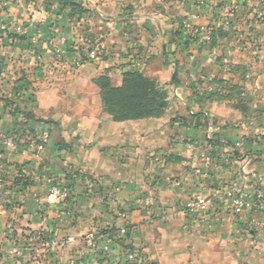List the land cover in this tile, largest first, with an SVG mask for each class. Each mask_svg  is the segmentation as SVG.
I'll list each match as a JSON object with an SVG mask.
<instances>
[{"label": "crops", "instance_id": "obj_1", "mask_svg": "<svg viewBox=\"0 0 264 264\" xmlns=\"http://www.w3.org/2000/svg\"><path fill=\"white\" fill-rule=\"evenodd\" d=\"M188 3L0 0V26L27 28L0 47V239L75 242L126 225L136 228L135 250L146 263L264 264V104L242 107L232 91L220 97L226 91L200 70L212 55L184 56L196 48L179 39V19L196 8ZM64 36L71 41L60 60L54 43ZM94 44L99 61L73 63L80 46ZM137 47L155 51L144 74L166 86L169 105L163 116L118 122L104 112L96 82L108 76L119 87L139 64L129 55ZM15 108L58 124L38 153L1 143L2 134L19 132ZM188 111L205 115L207 126L185 124ZM31 124L28 136L46 128ZM47 178L70 192L66 203L48 200ZM226 188L247 196V207L235 213L215 200ZM198 195L213 201L203 221L187 210ZM81 245H66L78 259L72 264H125L117 248L96 263L93 248Z\"/></svg>", "mask_w": 264, "mask_h": 264}, {"label": "rangeland", "instance_id": "obj_2", "mask_svg": "<svg viewBox=\"0 0 264 264\" xmlns=\"http://www.w3.org/2000/svg\"><path fill=\"white\" fill-rule=\"evenodd\" d=\"M179 3L183 7L185 3H188V8L193 3L196 7L189 11L187 17L179 19V34L183 36L179 39L183 45L192 42L193 46H196V48L188 46L184 50V56L189 61L194 62L199 51L205 52L207 56L212 55L213 63L203 62L200 68L204 74L212 75L210 76L212 81L207 84L212 83L214 88L225 90L226 93H221L220 97H226L232 91L234 102H239L242 107L251 101L264 104V0H179ZM62 38L66 40V43L68 40L71 41L67 36ZM76 44L78 46L79 43ZM54 45H57L56 41ZM94 47L102 49L95 44ZM135 49L137 52L129 54L130 60L139 61L133 70L145 75L144 66L153 59V56H156L155 51L148 52L144 50L145 48L139 47ZM122 52V55L125 54V51ZM181 54L180 51L179 55ZM158 66L159 64H156L155 68ZM150 80L163 95L162 100L159 101L166 105L160 115L163 116L169 105V91L157 80ZM45 184L48 186L46 182ZM46 192L48 194V191ZM52 240L56 239L45 237L22 241L13 236L0 239V264H72L75 262L73 260L78 261V259H72L71 250L73 249L66 245L76 242V245L79 244L81 247L86 237L85 240L83 237L68 243H65L66 240H56L59 243L64 242V245H56L54 249L48 247V243L51 244ZM134 247L136 248L135 245ZM124 249L117 247L116 250L122 256L128 251ZM97 252L93 249L92 260L96 263L99 260ZM136 254L135 259H138L141 255L139 252ZM108 259L111 260V257L109 256ZM122 259H126L125 255Z\"/></svg>", "mask_w": 264, "mask_h": 264}, {"label": "built area", "instance_id": "obj_3", "mask_svg": "<svg viewBox=\"0 0 264 264\" xmlns=\"http://www.w3.org/2000/svg\"><path fill=\"white\" fill-rule=\"evenodd\" d=\"M27 28L18 25L16 23H4L0 26V45L4 43V38L8 35L12 36H23L26 35ZM41 31L37 32V36L34 37V40L41 35ZM57 45H55V55L60 59H64L67 54L66 40L64 38L57 39ZM101 59V52L97 47L94 46H81L78 48V55L73 61L76 65H81L84 62H96ZM199 91L201 88H199ZM192 113V112H191ZM51 138V134L48 128H45L40 131H35L31 133L28 137H21L18 133L13 132L10 134H2L1 143L7 146L10 149H20L25 148L27 151L38 153L43 150L45 145L48 143ZM202 159L206 164L211 163L212 158L210 154H203ZM197 175H200V170H197ZM48 185V200L56 199L61 203H66L70 198V192L64 189L60 184H57L53 179L48 178L45 181ZM215 200H221L227 204L228 208L235 213L241 212L245 209L249 203L247 196L239 193L234 188H226L222 192H217L214 195ZM213 201L209 198L198 195L190 200L187 204V210L194 215V218L199 221L209 219L213 215L212 211ZM116 232L112 236H106L100 233H88L86 241L89 246L92 247L95 251H98V256L103 258L111 257L112 252L117 248H125L124 253L128 261H134L137 254L134 247V242L137 239V230L134 227H128L126 225L115 228ZM74 238L70 237L65 243L73 241ZM56 245H64V242H56L52 240L51 244L48 243V247L54 249ZM131 248L133 250H131ZM88 264V263H86ZM114 264H117L114 262Z\"/></svg>", "mask_w": 264, "mask_h": 264}, {"label": "trees", "instance_id": "obj_4", "mask_svg": "<svg viewBox=\"0 0 264 264\" xmlns=\"http://www.w3.org/2000/svg\"><path fill=\"white\" fill-rule=\"evenodd\" d=\"M179 37H183L179 34ZM102 98L103 110L109 114L113 120L118 122L137 120L149 117H160L165 109V103H160L163 95L155 88V83L145 75L136 70L127 71L123 74V82L119 87H114L108 76L101 77L97 82ZM16 93L19 90L15 91ZM16 126L21 137L28 136L31 122L37 126L49 129L51 135H55L58 124L53 121L36 119L32 114L15 108L12 112ZM184 123L190 127H206L208 118L202 113H191L188 111ZM32 125V124H31ZM33 126V125H32ZM35 132V131H34ZM63 144V142H61ZM217 145H219L216 142ZM116 229L102 230L101 234L112 236ZM131 250H133L131 248ZM125 264H152L146 263L142 256L134 261L125 260Z\"/></svg>", "mask_w": 264, "mask_h": 264}]
</instances>
